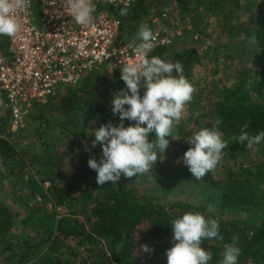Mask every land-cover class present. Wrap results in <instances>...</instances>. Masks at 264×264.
Instances as JSON below:
<instances>
[{
	"label": "trees",
	"instance_id": "obj_1",
	"mask_svg": "<svg viewBox=\"0 0 264 264\" xmlns=\"http://www.w3.org/2000/svg\"><path fill=\"white\" fill-rule=\"evenodd\" d=\"M33 2L38 8V0ZM169 3H174L170 18L191 28L149 56L180 62L195 89L172 128V153L161 158L169 164L181 155L180 164L174 171L153 166L150 178L157 194L139 188L142 174L121 176L115 184L96 183L88 160L99 161L102 150L99 144L92 147L93 133L102 124L120 123L111 112L112 94L126 87L118 72H94L77 86L57 91L46 105H33L28 115L34 121L32 140L21 149L12 136L24 129L11 131L8 112L0 111V264H167L171 222L185 212H200L219 224L223 239L202 240L201 246L212 253L208 264H220L224 245L233 238L241 249L238 264H264V142L248 150L237 141L241 133L264 131V0H138L126 16H120V6L106 10L119 20L127 40H138L140 24L150 27L151 18ZM196 32L200 35L194 38ZM207 37L212 42L206 43ZM7 39L0 36L2 53H7ZM201 56L228 72L227 78H199L195 68L202 64ZM217 119L228 143L225 156L197 180L183 163L190 147L186 140L191 131L211 128ZM155 139L152 134L150 140ZM32 143H40V151ZM69 149L77 151L72 162L79 167L64 174L61 165ZM28 160L40 168L31 170ZM186 189L195 193L194 201L173 197ZM145 244L152 251L143 252Z\"/></svg>",
	"mask_w": 264,
	"mask_h": 264
},
{
	"label": "clouds",
	"instance_id": "obj_2",
	"mask_svg": "<svg viewBox=\"0 0 264 264\" xmlns=\"http://www.w3.org/2000/svg\"><path fill=\"white\" fill-rule=\"evenodd\" d=\"M130 2L128 0L120 9V16L128 14ZM63 3L64 11L76 24L88 27L96 23L93 0H63ZM29 4L30 0H0V36L14 38L20 33L17 15L26 11ZM137 39L140 42L132 45L136 61L122 62L120 79L126 87L112 94L111 112L118 116L120 123L102 124L93 133L92 147L99 144L102 156L99 161L90 158L88 166L97 173L96 183L101 186L108 182L115 184L121 176L130 179L153 169L158 153L167 149L172 128L183 118L185 105L195 91L184 77L180 62H166L159 56H149L156 37L148 25H141ZM125 121L133 123L125 126ZM221 123L217 119L211 128H202L188 137L190 147L184 153L183 163L191 177L197 180L224 159L223 149L228 143L222 139ZM152 134H155V141L150 140ZM237 141L248 150H255L264 142V131L256 135L241 133ZM171 225L173 246L166 250L167 264H208L212 253L201 246L202 240L223 239L218 236V222L206 219L200 212H185ZM140 247L145 253L152 251L146 244ZM240 255L238 239L233 238L232 243L224 245L220 264H238Z\"/></svg>",
	"mask_w": 264,
	"mask_h": 264
},
{
	"label": "built area",
	"instance_id": "obj_3",
	"mask_svg": "<svg viewBox=\"0 0 264 264\" xmlns=\"http://www.w3.org/2000/svg\"><path fill=\"white\" fill-rule=\"evenodd\" d=\"M93 3L97 20L88 27L67 15L63 0H38V8L30 0L27 10L18 13L21 31L7 36V53L0 52V109L8 112L11 131L23 126L33 105H46L57 91L75 87L97 71L121 74L123 61H136L132 45L140 41L127 40L119 20L106 10L109 5L124 8L128 0ZM177 20L170 18L168 7L151 18L154 48L181 37Z\"/></svg>",
	"mask_w": 264,
	"mask_h": 264
},
{
	"label": "rangeland",
	"instance_id": "obj_4",
	"mask_svg": "<svg viewBox=\"0 0 264 264\" xmlns=\"http://www.w3.org/2000/svg\"><path fill=\"white\" fill-rule=\"evenodd\" d=\"M174 5V3H169L168 4V9H169V12L171 11L170 9H171V6H173ZM177 19V17L175 16V17H172V19ZM211 20H212V23H213V21L216 23V20L215 19H212L211 18ZM177 22H178V20H177ZM179 22H180V20H179ZM180 25H179V28H180V31H182V35H183V29H190L191 28V26L190 25H185L184 24V22H180L179 23ZM141 25H144L143 23L142 24H140V27H141ZM215 33H217V32H215ZM199 34V32H196L195 34H194V36H199L198 35ZM125 38H128L127 36H125ZM212 40H213V37H207L206 38V43H210V42H212ZM193 43H195L194 44V46L196 47V48H198V49H201V44L200 43H198V42H193ZM172 45V44H171ZM170 45V46H171ZM174 47V49L175 50H179V48L181 49V46H180V44L179 45H177L176 47L175 46H173ZM200 47V48H199ZM201 61H202V64H200V65H197L196 66V71H197V73H198V76H199V78L201 77V78H203V77H206V78H208V79H214V78H221V79H223V78H227V75H228V72H225V73H223L222 71H221V68L219 67L218 69L217 68H213V66L211 65V64H209L207 61H206V59H205V57L203 58V56H201ZM227 74V75H226ZM57 89H60L59 87H57ZM203 93H206V91H204ZM0 111H4V110H2V109H0ZM5 112V111H4ZM53 115H55V114H51L50 115V118H52V117H54ZM33 125H34V121H33V119L31 118V115L27 118V121H26V123L25 124H23V126H22V128L24 129L23 131H22V133H18V132H16L12 137L13 138H15V139H17L18 141H16V143H14V144H16L15 146H17L18 147V149H21L22 148V146L23 145H26L27 143H28V145H29V143L31 142V130L33 129ZM173 131V130H172ZM193 133H192V131H191V133H190V135H189V137L192 135ZM172 141H174L175 143L177 142V138H176V136L175 135H173V137H172ZM186 142H188V138H187V140H186ZM34 146H35V148H36V151H40V149H41V145H40V143H32ZM31 147V146H30ZM168 148H170V146L168 145V147H167V149L165 150V152L164 153H158V159H157V161H156V163L153 165L154 166V168L156 167V169H159L160 167H161V169H163L164 171H174L175 169V167H177L178 166V164H180V162H178V161H180V159H182V156L181 155H179L178 157L176 156L175 158L176 159H172V162L171 163H169V164H164L165 162H163V160H161V158L160 157H164V155L165 154H167V153H172V150H171V148L170 149H168ZM168 151V152H167ZM77 151H75V150H67L65 153H64V160H65V162L61 165L62 167H61V169L63 170V172H64V174H70L72 171H75V170H78V167H79V162H76V161H74V162H72V160H73V154L74 153H76ZM81 152V151H80ZM100 158H101V156H99L98 157V160H100ZM28 163L30 164V168H31V170H33V171H36L37 169H39L40 168V166L36 163V162H33V161H30V160H28ZM232 164L233 163H231V162H229L228 163V165H231L232 166ZM160 165H166V166H164V167H162V166H160ZM160 170V169H159ZM161 171V170H160ZM156 173V172H155ZM155 175L154 174V171H149L148 173H146V174H142L138 179H137V182H138V186H139V188H142V189H144V190H146L147 192H150V193H152V192H154L155 194H157V193H160V192H158V190H155V182H154V180L152 179V178H150V175ZM161 176L162 175H160V173H158V175H156V179L158 180L159 178H161ZM164 176V175H163ZM162 178H164V177H162ZM157 191V192H156ZM193 192H195V191H193ZM188 193V191H187V189L186 190H184V191H182V192H177V196H173L174 198H186V196H187V199L188 200H192V201H194L195 200V197H194V194L195 193H193V194H187ZM171 195L170 196H168L167 197V199H171V198H173ZM18 205H20V204H18V203H14V202H12V204H11V206L14 208V209H16V210H19L20 208H19V206ZM47 208V210H50V205H47L46 206ZM211 208H212V206H211ZM60 211L61 212H64L65 211V208H63V207H60Z\"/></svg>",
	"mask_w": 264,
	"mask_h": 264
},
{
	"label": "bare ground",
	"instance_id": "obj_5",
	"mask_svg": "<svg viewBox=\"0 0 264 264\" xmlns=\"http://www.w3.org/2000/svg\"><path fill=\"white\" fill-rule=\"evenodd\" d=\"M7 112V111H6Z\"/></svg>",
	"mask_w": 264,
	"mask_h": 264
}]
</instances>
